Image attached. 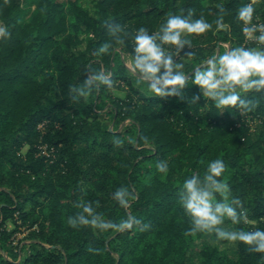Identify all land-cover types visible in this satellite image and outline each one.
Instances as JSON below:
<instances>
[{"label": "trees", "instance_id": "trees-1", "mask_svg": "<svg viewBox=\"0 0 264 264\" xmlns=\"http://www.w3.org/2000/svg\"><path fill=\"white\" fill-rule=\"evenodd\" d=\"M248 3L252 22L264 23V0H93L92 11L80 0H0V28L10 33L0 38V264H194L190 249L215 233L185 235L191 218L180 188L217 158L226 165L221 178L232 176L226 181L230 196L240 199L247 215L246 223L225 222L264 229V91L241 93L258 101L251 110L220 113L195 85L183 98L155 96L127 64L136 29L157 31L168 16L189 9L212 28L186 35L191 48L181 51L185 61L199 66L225 44L264 48L241 31L237 12ZM221 7L224 26L217 28ZM111 22L125 25L129 35L97 55L112 40ZM101 69L111 73L113 87L101 85L74 101L71 86ZM196 95L199 101L191 103ZM100 113L116 128L104 129ZM160 160L168 161L167 174L157 171ZM121 187L130 193L127 207L113 195ZM85 201L105 221L134 217L139 223L70 226L68 217ZM37 213L40 223L31 221ZM21 226L37 228L16 251L12 238ZM195 264H264V253L237 241L231 258L203 245Z\"/></svg>", "mask_w": 264, "mask_h": 264}, {"label": "clouds", "instance_id": "clouds-1", "mask_svg": "<svg viewBox=\"0 0 264 264\" xmlns=\"http://www.w3.org/2000/svg\"><path fill=\"white\" fill-rule=\"evenodd\" d=\"M215 20L217 28H222L224 9ZM254 8L251 3L238 9L237 18L243 22L241 31L247 39H255L264 45V23H253ZM258 19V18H257ZM112 40L106 41L96 49V54H107L113 48V42L123 43L128 37L126 26L111 22L106 24ZM212 28V23L203 16L194 17V10L189 9L187 15H170L159 29L150 32L146 27H140L132 36V67L139 78L147 84V88L155 96H180L183 98L184 89L189 85L199 87L203 97L212 102L220 113L231 108L239 107L251 110L258 101L247 99L241 93L264 91V48H248L243 45L226 48L222 53L214 55L199 66L189 79L185 70V60L181 51L187 46L191 48V40L186 35H199ZM258 33V34H257ZM5 29L0 28V38L9 36ZM190 52L188 56H194ZM179 57L180 59H177ZM103 85L111 89L114 85L111 73L103 69L92 71L81 85L71 86L72 99L78 100L89 95L94 89ZM199 95L190 98L191 103L198 102ZM158 172L167 174V160L156 163ZM226 165L220 158L210 160L204 173H193L184 179L180 188V203L186 214L191 218V227L185 235L198 233H215L217 239L231 242H242L249 250L264 253V229L244 230L242 228H225V220L233 225L247 222L246 210L237 197L230 196V186L221 177ZM217 194L221 199H217ZM114 198L123 206H128L130 193L124 187L114 192ZM81 211L68 217L72 227L79 225L93 226L99 229L131 227L134 217L121 220L118 224L105 221L93 207L92 202L79 204ZM139 223L138 221H135Z\"/></svg>", "mask_w": 264, "mask_h": 264}, {"label": "rangeland", "instance_id": "rangeland-1", "mask_svg": "<svg viewBox=\"0 0 264 264\" xmlns=\"http://www.w3.org/2000/svg\"><path fill=\"white\" fill-rule=\"evenodd\" d=\"M80 1L86 8H88L92 11L93 0H80ZM226 48L230 49L231 46L229 44H225L223 49L225 50ZM185 63H186L185 64V70L188 72H191L192 70L195 69V67H197L196 64H194L190 61H185ZM127 64L132 69V71H134L129 60L127 61ZM115 94L117 96H120V97L125 96V94L121 91L120 92L117 91ZM100 119L102 121V126L104 129L113 130L116 128V126L114 125V122L112 121V117L109 116L108 114L105 115L103 113H100ZM229 177H232V176L230 174L227 175L225 178V182L227 181V179ZM217 199H221L220 195H219V197H217ZM35 219H39V223H40L42 220V216L39 213H37L36 215L33 216L31 221H33ZM19 225H21V222H19ZM251 225L255 226L256 223L251 222ZM222 227L234 228L233 226H231L227 222H225L224 225H222ZM8 228L10 230H12V229H14V226L12 224H9ZM36 228L37 227L35 226L32 229H28L27 226H21V228L19 229L17 234L15 236H13V238H12V241H13L12 247L16 251H18L25 241H27V242L30 241V239H28L30 236V233L32 231H34ZM203 245H211L213 247H216L219 249V251H221L222 253H225L226 255H228L231 258H236V256H237V242H231V241H227V240L217 239L216 235L207 234V235L203 236L200 240L196 241L195 244L193 245V247L190 249V251L188 253V259L191 263H194V264L198 263V252ZM3 256L5 258H8V256H6V255H3ZM1 257L2 256L0 254V259H1Z\"/></svg>", "mask_w": 264, "mask_h": 264}]
</instances>
